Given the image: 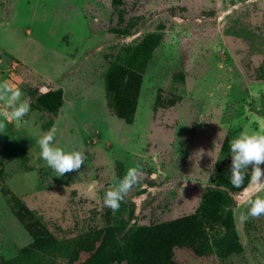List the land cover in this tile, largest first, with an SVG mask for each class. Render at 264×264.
Wrapping results in <instances>:
<instances>
[{
  "label": "rangeland",
  "instance_id": "rangeland-1",
  "mask_svg": "<svg viewBox=\"0 0 264 264\" xmlns=\"http://www.w3.org/2000/svg\"><path fill=\"white\" fill-rule=\"evenodd\" d=\"M0 81L30 104L0 130V264H264V214L240 219L264 186L229 180L264 130V0H0ZM53 128L80 169L41 159Z\"/></svg>",
  "mask_w": 264,
  "mask_h": 264
},
{
  "label": "clouds",
  "instance_id": "clouds-1",
  "mask_svg": "<svg viewBox=\"0 0 264 264\" xmlns=\"http://www.w3.org/2000/svg\"><path fill=\"white\" fill-rule=\"evenodd\" d=\"M23 93L19 87L10 85L7 81H0V102H3L6 110H0V130L6 127L8 121L27 123L22 118L29 113L30 104L22 99ZM55 128L39 134L36 143L39 145V155L46 165L54 170L56 176L73 169H80L85 160V154L79 149H68L54 142ZM229 153L231 164L229 180L234 188H240L248 176L251 164V177L253 183L264 186V172L260 167L264 162V130L242 131L229 141ZM143 179L142 168L138 164L130 165L125 174L115 180L113 186L107 188L104 193V204L113 210L120 207V202L125 195L139 185ZM247 211L241 214L240 219L247 220L249 216L257 217L264 214V196H256L246 201ZM229 210L226 205L224 211Z\"/></svg>",
  "mask_w": 264,
  "mask_h": 264
},
{
  "label": "water",
  "instance_id": "water-1",
  "mask_svg": "<svg viewBox=\"0 0 264 264\" xmlns=\"http://www.w3.org/2000/svg\"><path fill=\"white\" fill-rule=\"evenodd\" d=\"M260 167H261V169H262V172H264V162H261ZM255 184H256V185H259V184H257V183H255Z\"/></svg>",
  "mask_w": 264,
  "mask_h": 264
}]
</instances>
